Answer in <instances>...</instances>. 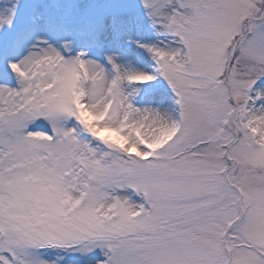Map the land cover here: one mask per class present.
Returning a JSON list of instances; mask_svg holds the SVG:
<instances>
[{
  "label": "snow or ice",
  "instance_id": "obj_1",
  "mask_svg": "<svg viewBox=\"0 0 264 264\" xmlns=\"http://www.w3.org/2000/svg\"><path fill=\"white\" fill-rule=\"evenodd\" d=\"M0 264H264V0H0Z\"/></svg>",
  "mask_w": 264,
  "mask_h": 264
}]
</instances>
